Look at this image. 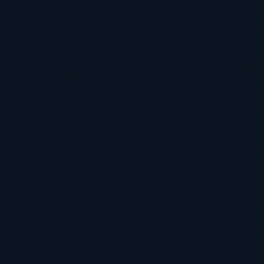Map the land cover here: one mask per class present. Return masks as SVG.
<instances>
[{
	"label": "water",
	"instance_id": "obj_1",
	"mask_svg": "<svg viewBox=\"0 0 264 264\" xmlns=\"http://www.w3.org/2000/svg\"><path fill=\"white\" fill-rule=\"evenodd\" d=\"M0 264H264V0H0Z\"/></svg>",
	"mask_w": 264,
	"mask_h": 264
}]
</instances>
